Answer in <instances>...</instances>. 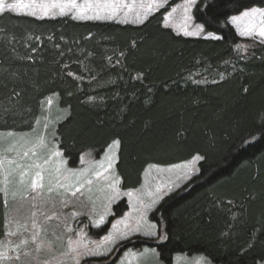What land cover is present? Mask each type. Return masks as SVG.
Returning <instances> with one entry per match:
<instances>
[{"label":"trees","instance_id":"1","mask_svg":"<svg viewBox=\"0 0 264 264\" xmlns=\"http://www.w3.org/2000/svg\"><path fill=\"white\" fill-rule=\"evenodd\" d=\"M170 0L140 25L0 14V132L28 133L48 98L66 117L53 140L69 168L117 141L122 192L144 170L199 158L197 174L149 215L162 264L264 262V44L228 20L264 0H198L193 20L216 38L163 25ZM18 93V95H17ZM86 156L85 160L82 157ZM112 218L126 210L112 206ZM0 192V241L5 234Z\"/></svg>","mask_w":264,"mask_h":264},{"label":"rangeland","instance_id":"2","mask_svg":"<svg viewBox=\"0 0 264 264\" xmlns=\"http://www.w3.org/2000/svg\"><path fill=\"white\" fill-rule=\"evenodd\" d=\"M168 1L170 0H125L126 3L135 4V9L129 11L125 8L114 19L74 20L140 25ZM197 1L188 6V0H181L171 7L165 17V27L172 28L174 33L187 38H216L204 30L198 35H184L181 17L185 6H188L187 15L191 17L187 21L188 31L196 32L197 26L203 29L194 22L192 16ZM4 2L8 5L30 3L31 0ZM148 3L152 4L150 11L140 6ZM173 8L176 12H172ZM4 12L40 18L39 14L37 16L26 14L27 9L6 8L0 14ZM243 12L237 16H241ZM137 13L141 15L140 20L136 18ZM231 19L232 17L228 24L238 37L247 42L260 43L258 40L241 36L240 31L245 24L242 22L238 27L231 23ZM256 20L258 21L259 17H256ZM55 100L56 97L48 98L41 106L40 117L32 131L0 132V192L3 193L5 208V235L0 241V264H76L77 257L79 264H162L154 247L142 245L146 240L157 242L158 239L157 226L150 220L149 215L160 200L185 186L197 174L199 158L170 167H147L142 176L141 186L137 190L122 192L118 187L119 181L114 167L117 143H111L97 160H86V163L74 169L68 167L66 159L53 140L56 125L67 115L64 109L58 107ZM38 136L44 137L45 146L36 149L37 154L33 155L28 149L33 146ZM25 152H28V155L25 156ZM85 159L86 156H83L82 160ZM34 162L40 164L41 168L31 167ZM57 168L60 170L59 173L56 172ZM25 171L27 175L21 183L20 173ZM36 171H41L43 187L33 190L30 182L35 178ZM97 171L103 173L99 179L95 176ZM73 172L76 174L74 177L70 175ZM57 176L60 177L61 184L65 183L64 177H68L71 186L60 187L55 179ZM88 179L93 183L91 185L85 183L81 191L72 196L71 191ZM112 185H115V191ZM120 200L126 205L125 212L120 217L109 220L112 216L111 207ZM49 216L53 218L48 219ZM101 216L104 222L97 224ZM120 221L124 223H118ZM125 224L128 227H125ZM113 225L118 227L113 228ZM149 232L154 235H147ZM113 236L114 238L106 240ZM76 241H82V244L76 253H71L70 247H75ZM91 252L101 254L92 255ZM172 264L212 263L200 255L178 254L173 257Z\"/></svg>","mask_w":264,"mask_h":264},{"label":"snow or ice","instance_id":"3","mask_svg":"<svg viewBox=\"0 0 264 264\" xmlns=\"http://www.w3.org/2000/svg\"><path fill=\"white\" fill-rule=\"evenodd\" d=\"M195 0H188V6L194 3ZM143 8H146L148 11L151 10L152 4H141ZM188 6L183 7L182 12L183 15L181 17L183 24L182 27L184 29V35H198L200 31L203 29L197 26L196 32L188 31L187 21L191 19L187 15ZM135 4L126 3L125 0H31L30 3H15L6 5L4 0H0V12H3L6 8L9 10H25L27 9L28 15L37 16L40 15V18L45 16L56 17L57 15L64 17L70 16L72 19L79 20H111L114 19L118 13H120L123 9L127 8L129 11H133L135 9ZM38 10V11H37ZM172 12H176V9L173 8ZM91 13V15H89ZM147 15V12L144 13ZM256 17H259V20H256ZM137 20L141 19V15L139 13L136 14ZM244 23L245 26L240 31V35L243 37H248L253 40H258L260 43L264 44V8H256L251 7L250 10L244 11L241 16H233L231 19V23L236 24L238 27L241 23ZM18 95V93H17ZM51 103V101H49ZM114 143H118L114 141ZM45 146L44 137L38 136L36 138V142L33 144L31 148L28 149V152H32L33 155H36V149H42ZM28 152H25L24 155H28ZM55 155H59V153H54ZM47 162V161H45ZM111 165L109 164V167ZM31 167H35L37 169L41 168L40 164L33 163ZM103 168V165L100 166ZM107 169H105L106 171ZM59 168L56 169V172L59 173ZM27 175V172H21V183H23L24 176ZM71 176H75L76 174L73 172L70 174ZM103 175L102 172L97 171L95 176L99 179ZM57 184L60 187H70L71 181L68 177H64L65 183H60V177H55ZM43 180V176L41 171L35 172V178L31 180L30 187L35 190L37 188L43 187L41 181ZM79 183V182H78ZM91 185L93 181L91 179L86 180L84 183H79L78 187H75L74 191H71L72 196H76L78 192L84 187V184ZM113 191H115V185H112ZM51 190V189H50ZM91 191V189H88ZM131 195V194H129ZM155 202V201H154ZM35 207V205H33ZM75 215V213H73ZM35 216V212L33 213ZM53 217L49 216L48 219H52ZM103 216H101L100 220L97 221V224L103 223ZM118 223H124L120 221ZM35 227V224L33 225ZM118 225H113V228H117ZM125 227H128L125 224ZM147 235H154V233L149 232ZM115 236V234H114ZM113 237L106 238L112 239ZM36 241L35 235L33 236V242ZM82 241H76L75 247H70L71 253H76L80 248ZM39 250V245L37 246V251ZM92 255H100L101 253L91 252ZM76 264H79V258H76Z\"/></svg>","mask_w":264,"mask_h":264},{"label":"crops","instance_id":"4","mask_svg":"<svg viewBox=\"0 0 264 264\" xmlns=\"http://www.w3.org/2000/svg\"><path fill=\"white\" fill-rule=\"evenodd\" d=\"M170 27V26H169ZM3 201H4V198H3ZM5 235V234H4Z\"/></svg>","mask_w":264,"mask_h":264}]
</instances>
